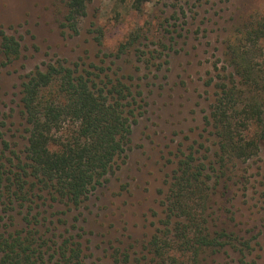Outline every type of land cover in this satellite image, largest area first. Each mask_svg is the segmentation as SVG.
<instances>
[{"label":"trees","instance_id":"16d2710c","mask_svg":"<svg viewBox=\"0 0 264 264\" xmlns=\"http://www.w3.org/2000/svg\"><path fill=\"white\" fill-rule=\"evenodd\" d=\"M150 1L132 0L131 8ZM88 3L64 0L63 34H80ZM89 33L100 45L99 30ZM147 40L132 31L111 56L116 68L56 59L21 77L17 115L25 144H12L0 131V264H85L82 234L48 211L77 210L124 164L146 103L139 79L116 62L134 55L146 70L160 66L156 49L165 47L159 38L149 50ZM263 40L264 7L225 40L224 64L214 63L205 82L212 89L209 112L203 127L169 152L172 171L149 233L113 245L111 264H216L214 256L227 249L250 264L243 253L249 242L224 224L219 198L247 184L238 164L258 156L264 142ZM0 52L9 63L20 55L17 39L2 30Z\"/></svg>","mask_w":264,"mask_h":264},{"label":"rangeland","instance_id":"374dc122","mask_svg":"<svg viewBox=\"0 0 264 264\" xmlns=\"http://www.w3.org/2000/svg\"><path fill=\"white\" fill-rule=\"evenodd\" d=\"M131 2L89 0L80 34L70 37L60 27L64 0H0V31L20 44L19 57L10 63L0 52V131L20 148L25 137L17 104L24 74L56 59L105 61L116 68L111 56L135 30L148 38L142 42L149 50L156 48L159 38L165 47L156 49L160 56L155 64L160 66L151 70L131 54L116 62L139 79L135 82L141 84L146 103L133 126L124 164L77 210L62 215L64 208L56 206L48 211L66 219L67 226H76L72 233L82 234L88 248L85 264H111L113 245L126 246L149 233L155 220L152 212L159 211L164 180L172 171L169 152L200 130L209 112L212 89L205 82L214 75V63L224 64L225 40L239 22L264 7V0H151L136 11ZM95 28L102 35L100 45L89 33ZM262 45L264 58V40ZM238 169L248 181L219 198L225 206L223 222L249 242L245 261L264 264V142L258 156L239 163ZM214 257L216 264H240L241 255L227 249Z\"/></svg>","mask_w":264,"mask_h":264}]
</instances>
